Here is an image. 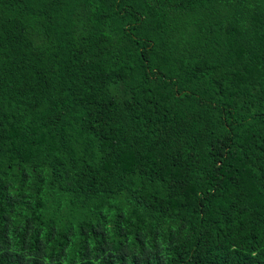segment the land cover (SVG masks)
<instances>
[{"label": "trees", "instance_id": "1", "mask_svg": "<svg viewBox=\"0 0 264 264\" xmlns=\"http://www.w3.org/2000/svg\"><path fill=\"white\" fill-rule=\"evenodd\" d=\"M0 264H264V0H0Z\"/></svg>", "mask_w": 264, "mask_h": 264}]
</instances>
